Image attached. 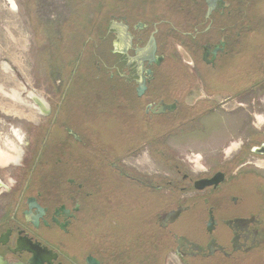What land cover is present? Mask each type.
Here are the masks:
<instances>
[{"label": "flooded vegetation", "instance_id": "af4514ba", "mask_svg": "<svg viewBox=\"0 0 264 264\" xmlns=\"http://www.w3.org/2000/svg\"><path fill=\"white\" fill-rule=\"evenodd\" d=\"M185 1L186 11L184 17L181 16L185 24H167L170 63L159 51L160 22L151 23L147 37L146 24H133L125 16L114 19L118 26L113 27L114 22L110 25L112 30L108 33L116 34L115 41L120 44L118 62L123 63L125 69L123 74L109 80L124 88L129 105L133 101L137 105L142 103V107H135L139 114L160 116L205 107L214 110L216 103L212 97L220 96L224 90L215 88L219 78L210 73L220 61L240 53L238 38L240 28L245 26L240 20L238 1L234 10L228 0H216L208 17L205 16L208 9L205 0ZM153 33L155 54L143 60L142 51L148 47ZM174 40L184 44L186 57L176 54V46H172ZM167 64L170 65L168 72H164ZM56 80L60 82L56 91L61 98L55 111L47 104L43 106L37 95L28 94L39 112L44 107L41 116L49 117L46 135L40 147L29 152V162H24L23 140L17 130L9 134V141L3 142L0 136V168L19 166L11 187L5 191L7 195L1 190L7 185L0 178V264H106V260H118L122 264L126 257L120 256L123 249L119 246L130 244L132 240L138 242L139 264H163L169 252L179 264H202L210 259L215 264L264 263V206H255L253 195L249 204H245V195L231 189L239 184L252 189L253 186L246 183L264 182L260 173L264 165V133L252 134L251 140L236 148L235 155L198 176L183 173L180 165L173 167L176 179L167 174L158 177L159 180L152 174L133 175L124 170L121 159L110 160L103 150H96L98 155L93 161L89 159L87 116L72 105H78L80 98L67 96L69 85L63 90L62 80ZM223 81L230 85L232 79L227 77ZM231 87L227 98L241 95L238 87L235 90ZM163 88L173 90L172 95L161 94ZM198 92L200 99L185 102L187 96ZM12 93L18 98L15 104L26 105L19 93ZM91 98L98 106L100 94ZM220 103L216 104L219 108ZM62 109L64 112H60ZM97 111L93 123L99 128L102 109L97 108ZM8 113H14V118H24L13 109ZM48 138L51 142L45 146L43 142ZM163 163L169 166L167 161ZM90 174L97 178L93 183L98 191L90 190ZM121 179L130 181L131 185L122 183ZM202 180H211L212 184L195 189V183ZM108 184H114L113 188L108 189ZM258 189L256 193L263 203V193L261 195ZM158 193H163L159 202L163 203L161 214L142 215V209L155 208L156 195L153 194ZM186 216L198 222L197 227H183L181 222ZM136 219L140 221L136 223ZM126 232L129 236L125 239ZM100 234L113 239L99 246L94 239ZM117 256L120 257L115 259Z\"/></svg>", "mask_w": 264, "mask_h": 264}, {"label": "rangeland", "instance_id": "374dc122", "mask_svg": "<svg viewBox=\"0 0 264 264\" xmlns=\"http://www.w3.org/2000/svg\"><path fill=\"white\" fill-rule=\"evenodd\" d=\"M228 1L234 5V10L240 3L238 5L239 15L243 17L245 27L240 28L238 41L241 49L240 53H236L239 55L234 58L230 57L227 61H220L215 71L210 73L219 78V85L215 88L224 90L220 96L212 97V101L216 104L222 101L220 108L215 104L212 111L205 107V109L194 108L191 112L178 110L160 116H148L136 111V106L142 107L141 102L137 105L133 101L132 105H129L128 93L126 94L124 88L109 78L107 79V75L115 76L116 72L123 74L125 69L123 63L118 62L120 44L115 41L116 34L108 33L112 30L110 25L114 19L125 16L133 24L138 22L146 24L144 32L147 37L151 30V23L160 22L157 35L159 51L165 54L166 61L170 63L169 59L172 54L169 53L171 48L166 37L169 31L167 24H185L186 21L181 16L185 14L187 1L11 0L8 2L0 0L1 140L9 141V134L17 130L23 140L21 149L25 154V163L29 160L31 149L40 147L48 130L49 117L41 116L43 110L40 112L37 110V105L33 103L28 94L37 95L43 101V105L47 104L51 111H55L54 108L61 98V94L56 91L60 82L56 79L60 77L61 68L64 67V57H59L58 53H54V49L55 47H59L60 50L63 47L70 49L77 40L73 38L72 31L78 27L80 32L83 30V38L79 40V42L82 40V44L76 45L77 51L80 52L79 57L77 60L74 58L78 54L77 51L72 53L74 57L68 63V68H64L65 73L60 79L63 90L69 85L67 96L80 98L78 105H75L77 103L72 104L73 108H77L75 110L87 116L85 119L86 138H88V153L91 161L98 155L96 150L98 152L103 150L108 159H121L122 167L126 172L133 173V175L140 173L144 176L152 174L153 177H157L155 180H159L158 177L163 174L176 179L173 170L176 165L181 166L183 173L198 176L209 167H214L227 157L235 155L236 148L241 143L251 140L252 134L264 133V0ZM163 20H167L168 23ZM115 23L117 22H114L113 27L118 26ZM103 35H106V38H101ZM58 43L60 45H57ZM172 46H176L177 55L186 57L184 44L180 45L178 40H174ZM183 60L186 59L183 58ZM100 62L107 67L103 68ZM169 66V64L165 65L166 69L163 71L168 72L167 67ZM115 67L117 69H114ZM103 74H106V77H102ZM168 77L172 78V75ZM227 77L232 79L230 85L228 81H223ZM231 85L234 90L238 87L237 91L241 92V95L227 98L230 96L228 91L231 90ZM165 89L167 88L161 90L165 91L161 94L172 95L173 90ZM12 91L19 93L26 105L15 104ZM104 91L105 94L102 93ZM95 94H100L98 106L96 102H91L93 99L91 97ZM200 96L199 92L193 93L190 97H186L185 102L190 103ZM72 99L68 101L71 103ZM96 107L102 109L101 119L96 115L101 125L99 128H96L93 123V115L98 114ZM12 109L19 111L24 118H14V113H8ZM63 110L60 112H64ZM50 142L48 138L43 144L47 146ZM101 143H104L103 146L100 145ZM163 161H167L169 166L164 165ZM263 166L261 165L260 173L264 176ZM18 168L19 166L0 168V178L7 185L1 189L4 191L3 195H7V188L11 187L10 182L12 183L11 180L16 177ZM96 179L90 174L92 192L98 191V187L93 183ZM118 179L115 177L116 181ZM121 181L126 184L130 183L125 179ZM246 184L249 187L253 186L252 189L242 184L231 189L238 190L245 195V204H249L248 200L253 195L254 203L256 202L254 205L264 206V201L260 203L261 198L258 192L256 193L259 188L264 198V182L254 180ZM133 185L136 186L134 183ZM113 186L114 184H108L107 188H113ZM153 195H156L155 208L143 210L141 207L142 215L144 213H152V216L161 214L163 203L159 202L163 198V193ZM142 197L145 198L146 195ZM255 209L257 210L258 207ZM139 221L136 219V223ZM197 224L190 216H186L181 222V225L187 229L191 226L197 227ZM136 226L138 227L137 224ZM113 231L117 232V230ZM128 236L129 232H126L125 239ZM104 237L100 234L94 242L102 246L113 239ZM126 244L121 243L119 246L123 249L120 256L126 257V262L123 259L122 264H139L138 242L132 240V243ZM168 254L163 264H179L170 252ZM105 263L119 264V261L106 260ZM202 264H215V261L210 259Z\"/></svg>", "mask_w": 264, "mask_h": 264}, {"label": "trees", "instance_id": "16d2710c", "mask_svg": "<svg viewBox=\"0 0 264 264\" xmlns=\"http://www.w3.org/2000/svg\"><path fill=\"white\" fill-rule=\"evenodd\" d=\"M242 18L243 17H241L240 16V20H242ZM245 18H247L246 16H245ZM72 29V28H71ZM83 30H82V32H80V30H79V28L78 27H75L74 29H73V31H72V34H74V36H73V38H77V40H76V42H75V44L73 45V46H71L70 47V49H69V47H63L62 48V50H60L59 49V47H55V51H54V53L56 52V53H58V56L59 57H64V60H63V64H64V67L62 66V68H61V75H60V77L59 78H61L62 79V77H63V75H64V73H65V70H64V68H68V63L70 62V60H71V58H73L74 56V54H72V53H74V51H77V47H76V45L79 43H81V41L79 42V40L80 39H82L83 38ZM101 38H106V35H103V37H101ZM66 44V43H65ZM82 44V43H81ZM57 45H60L59 43L57 44ZM63 45V44H62ZM78 52V54L74 57L76 60L78 59V57H79V54H80V52L79 51H77ZM100 65L103 67V68H106V66H105V64H103L102 62H100ZM116 69V68H115ZM106 74H109V73H106ZM106 74H103L102 75V77H106ZM120 75V73L119 72H116V74H115V76L116 77H118ZM114 75H112V74H109V75H107V79L109 78L110 79V77L111 78H114L115 77ZM107 91H109V90H107ZM103 94H105V91L104 92H102Z\"/></svg>", "mask_w": 264, "mask_h": 264}, {"label": "water", "instance_id": "95a60500", "mask_svg": "<svg viewBox=\"0 0 264 264\" xmlns=\"http://www.w3.org/2000/svg\"><path fill=\"white\" fill-rule=\"evenodd\" d=\"M205 1L208 5V9L206 11L205 16L208 17V16H210L209 14L213 9V6H214V3L216 0H205ZM117 35L121 36V33H117ZM147 45L149 48L145 47L144 50L142 51L143 52V57H142L143 60H144V58H148V56L153 57V55L155 54L156 47H155V41H154V33L149 37V41H148ZM43 106H42V109L45 110ZM45 107H46V105H45ZM161 111H164V110H161ZM170 111H172V110H170ZM210 184H212L211 180H207V181L202 180V181L195 183L194 187H195V189L201 190V189H204L205 187H208Z\"/></svg>", "mask_w": 264, "mask_h": 264}, {"label": "bare ground", "instance_id": "6f19581e", "mask_svg": "<svg viewBox=\"0 0 264 264\" xmlns=\"http://www.w3.org/2000/svg\"><path fill=\"white\" fill-rule=\"evenodd\" d=\"M8 2H11V0H7ZM5 68H7V67H5ZM1 88V87H0ZM2 89V88H1ZM13 95V94H12ZM11 95V96H12ZM16 99H18V98H16V96L15 95H13V100H16ZM15 134H17V132H15ZM4 161H5V159H4Z\"/></svg>", "mask_w": 264, "mask_h": 264}]
</instances>
